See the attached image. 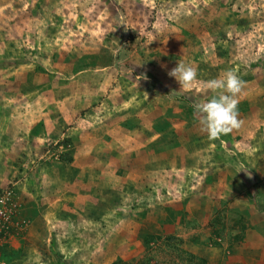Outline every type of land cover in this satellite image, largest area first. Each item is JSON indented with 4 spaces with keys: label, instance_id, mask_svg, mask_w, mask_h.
Returning a JSON list of instances; mask_svg holds the SVG:
<instances>
[{
    "label": "rangeland",
    "instance_id": "1",
    "mask_svg": "<svg viewBox=\"0 0 264 264\" xmlns=\"http://www.w3.org/2000/svg\"><path fill=\"white\" fill-rule=\"evenodd\" d=\"M202 259L264 264V0H0V264Z\"/></svg>",
    "mask_w": 264,
    "mask_h": 264
},
{
    "label": "clouds",
    "instance_id": "2",
    "mask_svg": "<svg viewBox=\"0 0 264 264\" xmlns=\"http://www.w3.org/2000/svg\"><path fill=\"white\" fill-rule=\"evenodd\" d=\"M168 75L175 78L180 89L190 88L198 79L197 70L182 62H178ZM205 83L206 87L215 94L194 106L202 131L215 139L240 128L243 121L239 119L238 96L246 86V82L235 70H227L220 78Z\"/></svg>",
    "mask_w": 264,
    "mask_h": 264
},
{
    "label": "trees",
    "instance_id": "3",
    "mask_svg": "<svg viewBox=\"0 0 264 264\" xmlns=\"http://www.w3.org/2000/svg\"><path fill=\"white\" fill-rule=\"evenodd\" d=\"M142 236H143L142 239L145 240V245L147 247H149L151 242H153L155 239L153 236H148V235L143 234V233H142ZM170 239L173 240V238H170ZM199 262H200V264H207V259L206 260L205 259L199 260ZM122 264H124V262H122Z\"/></svg>",
    "mask_w": 264,
    "mask_h": 264
},
{
    "label": "crops",
    "instance_id": "4",
    "mask_svg": "<svg viewBox=\"0 0 264 264\" xmlns=\"http://www.w3.org/2000/svg\"><path fill=\"white\" fill-rule=\"evenodd\" d=\"M194 245V244H193ZM210 262V261H209ZM211 263V262H210ZM212 264H216V261L214 262V263H212Z\"/></svg>",
    "mask_w": 264,
    "mask_h": 264
}]
</instances>
